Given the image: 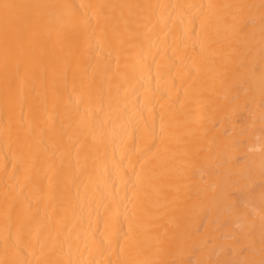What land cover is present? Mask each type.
<instances>
[{
  "label": "bare ground",
  "instance_id": "obj_1",
  "mask_svg": "<svg viewBox=\"0 0 264 264\" xmlns=\"http://www.w3.org/2000/svg\"><path fill=\"white\" fill-rule=\"evenodd\" d=\"M0 264H264V0H0Z\"/></svg>",
  "mask_w": 264,
  "mask_h": 264
}]
</instances>
